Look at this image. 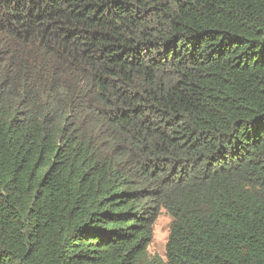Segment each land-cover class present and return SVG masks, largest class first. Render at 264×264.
I'll return each mask as SVG.
<instances>
[{
  "label": "trees",
  "instance_id": "1",
  "mask_svg": "<svg viewBox=\"0 0 264 264\" xmlns=\"http://www.w3.org/2000/svg\"><path fill=\"white\" fill-rule=\"evenodd\" d=\"M0 264H264V0H0Z\"/></svg>",
  "mask_w": 264,
  "mask_h": 264
},
{
  "label": "rangeland",
  "instance_id": "2",
  "mask_svg": "<svg viewBox=\"0 0 264 264\" xmlns=\"http://www.w3.org/2000/svg\"><path fill=\"white\" fill-rule=\"evenodd\" d=\"M171 217L165 209H161L153 225L152 240L148 245V254L164 258Z\"/></svg>",
  "mask_w": 264,
  "mask_h": 264
}]
</instances>
